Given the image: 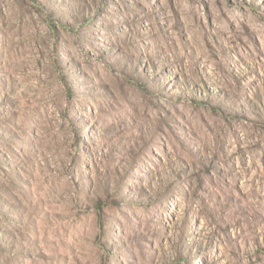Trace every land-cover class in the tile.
Segmentation results:
<instances>
[{
    "label": "rangeland",
    "instance_id": "374dc122",
    "mask_svg": "<svg viewBox=\"0 0 264 264\" xmlns=\"http://www.w3.org/2000/svg\"><path fill=\"white\" fill-rule=\"evenodd\" d=\"M0 264H264V0H0Z\"/></svg>",
    "mask_w": 264,
    "mask_h": 264
}]
</instances>
